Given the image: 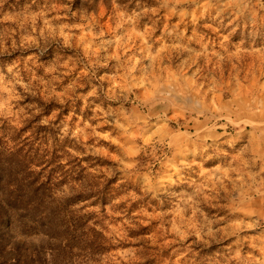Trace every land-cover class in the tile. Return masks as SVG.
<instances>
[{
	"label": "rangeland",
	"instance_id": "1",
	"mask_svg": "<svg viewBox=\"0 0 264 264\" xmlns=\"http://www.w3.org/2000/svg\"><path fill=\"white\" fill-rule=\"evenodd\" d=\"M0 264H264V0H0Z\"/></svg>",
	"mask_w": 264,
	"mask_h": 264
}]
</instances>
